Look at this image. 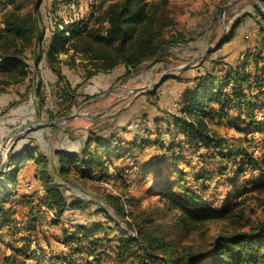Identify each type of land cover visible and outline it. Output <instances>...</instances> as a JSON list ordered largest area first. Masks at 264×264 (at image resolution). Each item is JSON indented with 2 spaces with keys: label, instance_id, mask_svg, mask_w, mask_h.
<instances>
[{
  "label": "trees",
  "instance_id": "1",
  "mask_svg": "<svg viewBox=\"0 0 264 264\" xmlns=\"http://www.w3.org/2000/svg\"><path fill=\"white\" fill-rule=\"evenodd\" d=\"M227 1L183 31L177 27L170 0H100L87 18L69 23L63 18L51 20L50 29L42 22L43 0H6L0 16V93L28 81L33 82L30 92L42 97L40 73H45L54 104L45 110L42 101L37 109L31 106V117L40 114L50 121L52 115H68L80 103L74 96L81 94V85L72 86L64 67L80 64L91 89L98 86L101 91L147 63H161L181 47L207 42ZM259 1L264 5V0ZM252 6L253 10L237 15L216 49L234 39L247 20L264 30V12L256 3ZM260 51L255 49L236 65L212 67L188 79L174 110L153 117L155 131L145 127L128 137L119 135L118 127L108 135L96 129L80 137L67 132L76 141L74 146L51 148L40 135L41 130L55 129V124L19 134L0 167V244L9 249L5 253L0 247V264H105L110 256L123 262L131 258L130 264H264V218L252 220L247 205L253 195L264 192V56L258 60ZM119 69L124 71L121 76L116 75ZM98 76L107 83L93 81ZM17 120L3 118L0 140L30 123V119ZM35 132L39 136L31 135ZM149 146L160 152L141 157ZM114 157L120 164L113 162ZM24 164L35 168L36 202V193L15 191ZM109 177L120 181L119 188L125 190L133 180L150 179L144 193L156 194L163 209L173 212L174 223L187 234L194 233L191 243L198 245L167 239L153 219L126 212V203H139L134 195L98 197L79 182ZM218 187H224L221 193ZM37 202L46 207L45 215ZM15 203L28 207L30 218L24 225L28 234L17 233ZM125 216L131 221L120 219ZM216 220L225 225L208 236V224ZM57 225L60 233L53 235L54 246L46 233ZM36 229L44 231L42 242L50 249L37 239Z\"/></svg>",
  "mask_w": 264,
  "mask_h": 264
},
{
  "label": "rangeland",
  "instance_id": "2",
  "mask_svg": "<svg viewBox=\"0 0 264 264\" xmlns=\"http://www.w3.org/2000/svg\"><path fill=\"white\" fill-rule=\"evenodd\" d=\"M5 1L6 0H0V16L4 7L3 2ZM98 1L100 0H43L40 6L42 22L46 29L47 27L50 29L52 23L51 20L57 21L63 18L67 23L71 21L70 19L76 18L82 20L89 16L92 11V6L94 3H98ZM221 1L222 0H170L178 21L177 27L183 31L189 30L199 21H203L206 14H214L218 5L221 4ZM230 1L231 0H228L225 4ZM253 3L260 5V10L264 12V5L259 0H237L234 4L226 7L224 12H221L222 15L221 13L219 14L216 27L214 31L209 34L210 36H208L207 42L198 44L192 48L181 47L177 52L165 55L161 63H147L138 71L133 72L130 77L116 80L110 87L102 86L100 89L101 91H98V86L94 88L96 89L94 91L91 89V82L90 80L85 81L83 74L84 70H82L80 64L74 68L64 67L63 70L66 77L69 76L73 84L80 83L81 85V88L78 89V92H81V94L74 96V99L80 103L77 107L74 106V109H72L68 115H52L53 120L50 121L46 120L47 118H43V120L42 117H39L40 114H36V116L34 114V116L31 117L30 107L33 106L37 109L41 101L43 103L41 106L42 109L45 110L46 107V109L53 107L54 99L50 85H48L49 91L42 97L35 95L33 92H30L31 94L26 92L24 99L8 102V105L0 109L1 115L4 114L3 116H9L12 121L15 119H27L28 121L30 119V123L22 128L16 127L0 140L2 162L6 161L5 156L14 139L22 132L27 131L23 129L40 122H56V128L49 129V131L47 130V135L46 129L41 130L43 134L40 136H45L44 139L47 148L56 146L73 147L76 141H74V138H68L66 136L67 132H70L73 136L80 137L87 134L90 129H96L97 131L100 130L101 133L108 135L112 129L118 127L117 132L119 135L128 137L136 131L142 132L145 127H150L155 131L156 128H154L152 122L153 117L155 115L166 116L168 112L174 110V107L177 106L175 104H177L182 87L191 77L212 67L219 70L229 64L236 65L239 61V63H241L244 56L255 51V49L261 50L258 54V60L261 61L260 58L264 56V30L259 31V28L255 27L256 25L250 26L249 30H237L236 36L229 43H226L219 49L213 48L215 50L211 49L204 53L207 48L213 46L219 41L223 33L226 34L228 32L237 15L243 14L244 11L253 10ZM222 23L225 27L222 26ZM262 24L264 25V21H262ZM197 55L201 56L196 60H193ZM248 61L249 64L252 65L253 60L250 58ZM123 73L124 71L119 69L116 72V75L121 76ZM163 74L165 75L162 80H160L158 84L152 85V83L157 82ZM175 75H179L182 78L178 79ZM113 78L115 79V75ZM93 81L98 83L101 81L103 84L107 83L106 80L99 76ZM135 87H142L143 90L133 93L131 89ZM153 88L154 91L157 88L155 93H151ZM85 89H89L88 92H86ZM90 91L93 92L91 93ZM49 92L51 93L49 94ZM86 94L89 95L90 98H86ZM75 112H77L78 115L73 119L68 121L64 120L65 117H68ZM1 122L3 125L5 124L2 120ZM161 125H163V123H161ZM34 127L38 126H33L30 129ZM122 129L128 130L127 132H124ZM222 131H225L227 134L230 133L225 129ZM38 133L39 132H35L31 135L39 136ZM152 137H155V134H153ZM159 152L160 149L156 146H149L144 150V154L141 157L148 158ZM125 160L128 162L130 161L127 158ZM194 160L195 157L193 158L192 163H195ZM120 161L121 160L118 158H113V162L116 164H120ZM182 166L185 169H189V167L185 165ZM34 169V166L23 165L20 174L21 181H19L15 191L18 193H36L34 196V201L36 202L38 200V192L36 191L38 184L37 180L33 178ZM109 169L110 171L114 170L112 164L109 166ZM79 182L85 183L82 185L84 190L89 193H95L98 197H104L108 193L121 194L122 197H124L125 194L134 195V197L138 198L137 200H139V203L135 205L126 203V212H141L142 216H145L148 219H153V225L156 226L160 232L164 233L167 239H171L174 242L178 241L183 245L189 243L195 246L198 245L191 243V241H194V233L187 234L184 227L174 223L175 218L173 217V212L168 213L163 209V203L157 201L156 194L149 195L144 193V187L151 183L150 179L145 183L133 180V183L129 185L126 190L119 188V184L122 185V183L120 181L117 182L113 177L93 182L84 180H79ZM217 189V193H221L224 187H218ZM256 195H253L247 204L252 210L249 215L252 220L264 218V192ZM38 204L40 206H37V208L41 215H45L46 207L42 205L41 202ZM14 206L18 211V224L16 226L17 233L28 234V231L24 228L25 223H27L30 218L28 207L22 203H15ZM93 217L97 218L95 214ZM120 219L131 221V217L128 216ZM62 223L64 222H61V224ZM111 224L113 225L114 223ZM224 225V222L221 220L211 221L208 224V231L206 234H208V236L213 235L221 231ZM21 227H23V229H21ZM58 227L59 226L57 225L56 228H52V230H48V233H46L50 238L51 244L54 246H56V242L53 235L60 233ZM41 229L46 231V228L44 227ZM44 231L35 230L37 233L35 236L40 242H42V237L45 235ZM112 233H115V231ZM112 233H110V235H112ZM100 234H102V232H100ZM186 234L189 237H187ZM6 239H10V235L7 234ZM42 243L45 245V249H50V247L44 244V242ZM0 247L2 249L4 248L3 251L5 253H9V249H6L3 244H0ZM131 262V258H126L123 262L122 260L111 258L110 256L106 259L105 264H130Z\"/></svg>",
  "mask_w": 264,
  "mask_h": 264
},
{
  "label": "crops",
  "instance_id": "3",
  "mask_svg": "<svg viewBox=\"0 0 264 264\" xmlns=\"http://www.w3.org/2000/svg\"><path fill=\"white\" fill-rule=\"evenodd\" d=\"M249 21L247 20V23H243L241 24L237 30L239 31H243L244 29L245 30H249L250 27L248 28V25ZM256 27V26H255ZM241 29V30H240ZM42 65V64H41ZM40 65L41 69L42 66ZM53 77V76H51ZM40 78L42 80V89H41V95L44 96L46 95V93L49 91V84H48V75L45 74V73H40ZM67 79L70 80L69 76H67ZM70 83L72 84V86H75L76 84H73L70 80ZM32 84L33 85V82H28L26 81L25 82V85H14V86H9L7 89H6V92H2L0 93V109L3 108L4 106L8 105V102L12 101V100H16V101H20L21 99H24L25 96H26V92L27 93H30V89H31V86L30 85ZM34 87V86H33ZM51 92H49L50 94ZM35 95H37L36 93H34ZM39 96V95H37ZM4 114H0V125H2V122L1 120H3V118L5 116H3ZM15 127V126H13ZM11 128V127H10ZM7 155V154H6ZM6 157V156H5ZM4 159V157H3ZM3 163V162H2ZM2 165V164H1ZM1 167V166H0ZM19 181H21V178H20V175H19Z\"/></svg>",
  "mask_w": 264,
  "mask_h": 264
},
{
  "label": "water",
  "instance_id": "4",
  "mask_svg": "<svg viewBox=\"0 0 264 264\" xmlns=\"http://www.w3.org/2000/svg\"><path fill=\"white\" fill-rule=\"evenodd\" d=\"M236 1H237V0H231L230 2H228L227 4H225L224 7H223V11H222V13L224 12V10H225L226 7H228L229 5L234 4ZM259 6H260V5H259ZM260 8H261V7H260ZM222 13H221V15H222ZM222 26L225 27V25H224L223 23H222ZM223 36H224V33H223V35H221V38L219 39V41H217L213 46L207 48V49L204 51V53L207 52V51H209V50H211V49H213V48H216V47L222 42V38H223ZM199 56H201V55H197L193 60H196ZM164 75H165V74H163L157 82L152 83V85H156V84H158V83L160 82V80H162V78L164 77ZM140 90H143V88H142V87H135V88H132V89H131V91H132L133 93H134V92H137V91H140ZM76 115H78L77 112H75V113L69 115L68 117H65L64 120H66V121L71 120V119H73ZM55 123H56V122H40V123H36V124H34V125H30V126L24 128L23 130H28V129H30V128L33 127V126L51 125V124H55ZM1 164H2V155L0 154V166H1Z\"/></svg>",
  "mask_w": 264,
  "mask_h": 264
},
{
  "label": "bare ground",
  "instance_id": "5",
  "mask_svg": "<svg viewBox=\"0 0 264 264\" xmlns=\"http://www.w3.org/2000/svg\"><path fill=\"white\" fill-rule=\"evenodd\" d=\"M257 154V153H256Z\"/></svg>",
  "mask_w": 264,
  "mask_h": 264
}]
</instances>
